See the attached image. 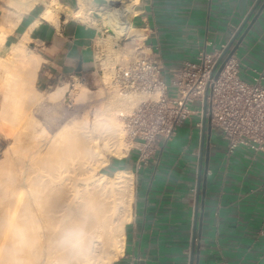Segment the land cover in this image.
Masks as SVG:
<instances>
[{
  "label": "crops",
  "instance_id": "crops-1",
  "mask_svg": "<svg viewBox=\"0 0 264 264\" xmlns=\"http://www.w3.org/2000/svg\"><path fill=\"white\" fill-rule=\"evenodd\" d=\"M86 2L89 6L98 4L95 0ZM123 2L131 3L132 31L126 38L116 40L114 46L129 39V44L159 52L168 67L227 45L256 0L118 3ZM77 3L78 0L38 1L12 31H8V22L14 20L15 8L11 5L13 10L4 11L0 7V31L7 32L0 44L4 47L0 57L4 59L27 34V47L39 58L29 86L46 89L64 83L77 74L79 64L80 73L94 72L97 38L104 28L93 19L98 17L97 11H92L93 17L89 15L85 23L73 19ZM46 7L55 13L50 19L43 15ZM234 55L242 64L264 73V7ZM189 129L188 141L176 142V135L153 161L141 162L139 153L131 151L107 163L113 171H136L139 180L132 195L130 220L124 225L123 252L112 264H190L200 167L206 176L205 181L201 176L200 193L205 188V195L200 194L198 202L200 235L194 246L193 264H264V154L244 149L228 154L224 142L212 132L209 143L204 141L201 158L202 129L191 123ZM206 147L209 159L205 170Z\"/></svg>",
  "mask_w": 264,
  "mask_h": 264
},
{
  "label": "bare ground",
  "instance_id": "bare-ground-1",
  "mask_svg": "<svg viewBox=\"0 0 264 264\" xmlns=\"http://www.w3.org/2000/svg\"><path fill=\"white\" fill-rule=\"evenodd\" d=\"M38 1L41 0H7L17 7L14 20L8 22V31ZM118 2L95 4L100 20L113 17L121 23L127 19L111 34L114 40L126 38L132 31L131 3ZM77 4L73 17L70 16L85 23L89 17L84 11L87 2L78 0ZM43 15L50 19L55 13L48 7ZM5 33L0 34V44ZM27 40L25 34L16 42L0 67L7 69L0 70V123L12 136L10 150L0 158V264H112L123 252L124 225L131 213L133 172L116 170L109 176L98 173V169L108 163L109 157L127 154L117 117L130 113L134 104L148 96L119 92L113 88L111 73L102 72L104 103L91 123L99 134L84 131L89 126L83 118L61 126L49 138L46 136L43 145H49L51 150L45 149L49 156L46 154L36 164L48 171V177L36 175L37 168L31 160L43 145H38L39 151L30 147L32 150L27 153L24 149V137L32 136L40 127L26 100L37 102L43 94L31 93L29 87L39 58L26 49ZM68 85L64 82L55 86L46 96L58 99L68 93ZM13 154H17L20 163L13 162Z\"/></svg>",
  "mask_w": 264,
  "mask_h": 264
},
{
  "label": "built area",
  "instance_id": "built-area-1",
  "mask_svg": "<svg viewBox=\"0 0 264 264\" xmlns=\"http://www.w3.org/2000/svg\"><path fill=\"white\" fill-rule=\"evenodd\" d=\"M123 42L119 55H106L96 46L94 71L111 73L119 92L144 93L128 114L118 116L127 152L139 153L141 162L162 152L177 135L184 120L202 129L206 95L211 133L237 149L264 154V73L241 63L232 54L215 77L212 69L225 46L200 52L194 60L166 67L157 51ZM107 59L105 66L102 61ZM194 120V122H193ZM264 234V227L261 230Z\"/></svg>",
  "mask_w": 264,
  "mask_h": 264
},
{
  "label": "rangeland",
  "instance_id": "rangeland-1",
  "mask_svg": "<svg viewBox=\"0 0 264 264\" xmlns=\"http://www.w3.org/2000/svg\"><path fill=\"white\" fill-rule=\"evenodd\" d=\"M12 6L15 8L14 11L12 12V13H14L17 10V7L14 5H12ZM12 6L6 0H0V7L4 11L5 10L8 11V9L11 8ZM97 8H98L97 6H89L87 4L85 6L84 11L89 16V15H92V11H97ZM11 10H13V9L11 8ZM98 14H99V12H98ZM92 17H93V15H92ZM93 19H95V21L100 23L104 28L101 30V32L97 38V41H98L97 46L100 47L101 50H103V53H105V55H106L105 58H108L110 55H114V56L119 55L120 50H121L120 47L123 45V42L129 41V39H123L121 41H118V44L116 46H114V44H116L117 42H116V40H114L113 36L111 37V34H114L113 32L115 31V29H118L119 26H121V24L125 25L127 19H123L124 23L122 21H121V23H118L117 19H115L113 17H111V19H109L107 17L106 20H100V18L98 16L97 18L94 17ZM1 33H3V32L0 31V34ZM1 49L3 50L4 47L0 45V50ZM26 49L29 50L27 45H26ZM2 60H4V59L0 57V64H1V62L3 63ZM106 64H107V59L102 61L101 65L105 66ZM103 72H107V71L103 70ZM100 74H101V72H97V71L88 72V73H80V74H75L71 78L66 80L65 82H68L69 83L68 86H70L68 93L66 94L67 96H69V98L68 97L66 98V95H62V97H59L58 99L51 100L46 96L55 86L63 85L64 83H56V84H53L51 87L46 88V89H39L38 87H35V86H31V87L29 86L30 89L32 88L31 90H33V91H31V93L35 92V91H39L43 94V97L39 101L34 102V103L29 98L26 100V105H28L29 108H31L29 110H30L34 120L37 122L36 124L38 126L40 124V127H39L40 131H38L39 128H36V130L37 129L38 130L32 136L29 135L30 137H28V136L24 137L25 139L23 141V146L25 147L24 149L27 150V153H29V150H32V149H30V147H32L34 150H35V148H37L35 151H37V150L39 151L38 145L39 144L43 145L45 143V140L47 139L46 136L48 137V135H49V137H50L58 129H60L61 126H64L65 124H70V122L72 123L73 121L80 120L82 118L87 119L88 126H89V127H86L85 129H83L84 131H88L89 134H93V135L99 134V131H95L92 129L93 125L91 123L98 116L99 109L102 107V105L104 103V98H105L104 91H101L103 81L101 80ZM84 90H87L86 93L84 92ZM109 90H111V89H109ZM135 105L136 104H134L132 106V108ZM132 108H131V110H132ZM193 118H195V117H189V118L184 120L183 126H181L177 131V137L175 138L176 142L181 143L186 138L188 141L187 135L190 132L189 123H190V120H192ZM16 122H18V121H16ZM193 122H194V120H193ZM191 124H193V123H191ZM45 134H47V135H45ZM43 135H45V136L43 137ZM195 135H196V132H194V138H195ZM36 136L37 137L39 136L38 137L39 139ZM11 139H12V136L9 133L8 129L6 127H3L0 123V158L4 157L5 153L10 150V148L12 146L11 145ZM43 139H44V141H43ZM25 141H29V142H25ZM37 141H38V143H37ZM100 143H101V141H100ZM216 143H217V145H222L221 142H216ZM36 144H37V146H36ZM48 146L49 145H47V146L45 145V147H44V145H43V148H41L38 155L34 156L33 159L31 160V163L32 164L34 163L33 164L34 168L36 166L38 167V165H36V164L41 163L39 160L43 159L46 156V154L48 155V152L51 150L50 147L48 148ZM42 151H43V153H42ZM44 151H45V154H44ZM132 152H134V151H132ZM52 154H54L53 151H52ZM50 155H51V153H50ZM156 155H157V153H155V155H153V157L149 158L148 160L149 161L155 160ZM15 156L16 157H14V154H13L12 158L14 157L13 162L15 160V164H17V162H19V160H18L17 154H15ZM112 159H113V157H109L108 163ZM16 167H17V165H16ZM39 168H37V170H36L37 173H35V174L36 175H43L44 177H48L47 176L48 171L46 172L40 166H39ZM100 168L98 169V173H105L109 176H112L114 174V171L112 170V168L110 166H108V164H105L104 166H102ZM138 182H139L138 175L135 171L133 173V194L135 192L136 187L138 186ZM132 201H133V196L131 199L130 208L132 207Z\"/></svg>",
  "mask_w": 264,
  "mask_h": 264
},
{
  "label": "water",
  "instance_id": "water-1",
  "mask_svg": "<svg viewBox=\"0 0 264 264\" xmlns=\"http://www.w3.org/2000/svg\"><path fill=\"white\" fill-rule=\"evenodd\" d=\"M95 1L98 2V3L103 4V3H113L114 0H95ZM263 7H264V0H256L255 4L253 5V7L249 11V13L246 15V17L243 19V21L241 22L239 27L236 29L234 35L232 36L230 41L227 43V45L225 46V48L222 51L221 55L219 56V58L215 62L211 74L214 73L218 63L225 56L223 61L221 62V64L217 68V70L215 71V77L218 75V73L222 69V67L224 65V62L232 54H234V52L237 49L239 43L242 41V39L245 36V34L248 32L250 27L253 25L254 21L256 20V18L260 14V12L262 11ZM255 10H257L256 13H254ZM96 15L99 16L97 13H96ZM246 24H247V26L245 27L244 32L240 35V37L236 41V38L238 37V35L240 34V32L242 31V29L244 28V26ZM80 70H81V65L79 64L77 69H76L77 74H80ZM205 134H206V139L204 138ZM210 134H211L210 112H209L208 107H207V101H206V95H205L204 104H203L202 135H201V143H200L201 158H202L203 152H204V141L206 142V145H207V143H209ZM204 155H205L204 158H205V170H206L207 161L209 159V151H208L207 147H206V153ZM202 175L203 174L201 172V167H200L199 174H198V184H197V189H196V209H195V213H194V225H193V231H192V247H191V255H190V264H193L194 246H195V242H196V239H197V235H200L199 226L197 228V223H200V221L198 219V216H197V208H198V202H199V199H200V194H201L202 197L205 195V188H203L201 193H200V181H201V176ZM205 179H206V176L203 175L202 180L205 181ZM196 251H197V255H198L199 248H198V244L197 243H196ZM197 259H198V257H197Z\"/></svg>",
  "mask_w": 264,
  "mask_h": 264
}]
</instances>
